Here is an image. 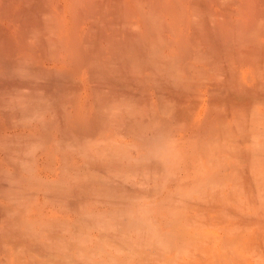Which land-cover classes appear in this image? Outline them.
<instances>
[{
    "label": "clouds",
    "instance_id": "obj_1",
    "mask_svg": "<svg viewBox=\"0 0 264 264\" xmlns=\"http://www.w3.org/2000/svg\"><path fill=\"white\" fill-rule=\"evenodd\" d=\"M165 4L128 84L0 73V264H264V0Z\"/></svg>",
    "mask_w": 264,
    "mask_h": 264
},
{
    "label": "bare ground",
    "instance_id": "obj_2",
    "mask_svg": "<svg viewBox=\"0 0 264 264\" xmlns=\"http://www.w3.org/2000/svg\"><path fill=\"white\" fill-rule=\"evenodd\" d=\"M53 6L59 17L45 21ZM150 8L166 10L165 0H0V73L31 55L45 67L57 66L62 76L58 86L70 97L82 89L128 84L129 59L141 55L150 39L149 33L138 34V18ZM185 103L193 108L198 101ZM251 224L242 222L250 234ZM216 230L212 235L219 240ZM218 249L215 244L209 256L218 255ZM238 253L239 264L257 258L255 251Z\"/></svg>",
    "mask_w": 264,
    "mask_h": 264
},
{
    "label": "rangeland",
    "instance_id": "obj_3",
    "mask_svg": "<svg viewBox=\"0 0 264 264\" xmlns=\"http://www.w3.org/2000/svg\"><path fill=\"white\" fill-rule=\"evenodd\" d=\"M211 231H214V232H215V231H217V230H216V229H213V230H211Z\"/></svg>",
    "mask_w": 264,
    "mask_h": 264
}]
</instances>
